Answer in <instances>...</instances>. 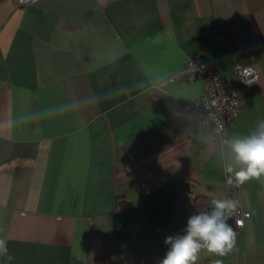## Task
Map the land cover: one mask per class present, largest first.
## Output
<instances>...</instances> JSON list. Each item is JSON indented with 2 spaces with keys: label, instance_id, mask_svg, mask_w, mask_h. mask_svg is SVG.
Returning a JSON list of instances; mask_svg holds the SVG:
<instances>
[{
  "label": "crops",
  "instance_id": "crops-1",
  "mask_svg": "<svg viewBox=\"0 0 264 264\" xmlns=\"http://www.w3.org/2000/svg\"><path fill=\"white\" fill-rule=\"evenodd\" d=\"M190 54L228 87L238 63L259 74L228 139L264 119V0H0V237L11 264H94L103 253L159 264L191 198L227 196L229 149L185 107L205 83L156 86ZM65 102L79 108L4 124ZM237 192L249 216L222 259L264 264V178Z\"/></svg>",
  "mask_w": 264,
  "mask_h": 264
},
{
  "label": "clouds",
  "instance_id": "clouds-1",
  "mask_svg": "<svg viewBox=\"0 0 264 264\" xmlns=\"http://www.w3.org/2000/svg\"><path fill=\"white\" fill-rule=\"evenodd\" d=\"M246 82L251 84L255 81ZM78 108L79 105L65 102L20 114L11 121L5 120L4 124L23 125L72 113ZM225 143L230 158L228 163L223 164V170L228 174L226 183L229 186L239 188L250 181L264 178V119L257 120L255 127L247 133L233 135ZM211 206L210 212L201 211L191 215L183 234L165 238L164 243L169 247L159 264H197L201 252L220 257L213 260L212 264H224L222 258L236 248L237 234L228 221L235 219V223L242 226L243 221L236 219L241 206L239 200L233 198H213ZM0 232H3L2 228ZM0 256L5 257L9 264L14 259L8 252L7 239L4 237H0Z\"/></svg>",
  "mask_w": 264,
  "mask_h": 264
},
{
  "label": "built area",
  "instance_id": "built-area-1",
  "mask_svg": "<svg viewBox=\"0 0 264 264\" xmlns=\"http://www.w3.org/2000/svg\"><path fill=\"white\" fill-rule=\"evenodd\" d=\"M19 5L35 3L38 0H15ZM237 76L238 87L226 86L222 75L216 70L212 61L203 59L197 54H190L186 63L178 70L160 79L157 87H164L180 78L186 77L190 80H202L205 83V91L198 98L192 100L185 107H193L201 114V122L210 123L213 128L214 139L217 146L225 145L227 136V125L234 121L240 109V101L250 90L251 86L258 80L259 74L256 68L249 64L238 63L234 66ZM254 80V83H247ZM175 115L180 113L174 111ZM239 200L237 187L227 184V196ZM247 214V215H246ZM249 216V212L240 207L239 215L236 219L243 221ZM235 228L238 226L233 220Z\"/></svg>",
  "mask_w": 264,
  "mask_h": 264
},
{
  "label": "trees",
  "instance_id": "trees-1",
  "mask_svg": "<svg viewBox=\"0 0 264 264\" xmlns=\"http://www.w3.org/2000/svg\"><path fill=\"white\" fill-rule=\"evenodd\" d=\"M186 63V62H185ZM211 204V200L207 199L204 195H194L191 198L190 214L201 212L205 207ZM94 264H109V256L107 254H97L94 257ZM134 264H152L149 260H138ZM197 264H211L209 258L199 260Z\"/></svg>",
  "mask_w": 264,
  "mask_h": 264
},
{
  "label": "water",
  "instance_id": "water-1",
  "mask_svg": "<svg viewBox=\"0 0 264 264\" xmlns=\"http://www.w3.org/2000/svg\"><path fill=\"white\" fill-rule=\"evenodd\" d=\"M211 208H212V206H211V204L209 205V206H207V207H205V209L203 210V211H211ZM233 220L234 219H230L229 221H228V223L233 227V229L235 228V226H234V222H233Z\"/></svg>",
  "mask_w": 264,
  "mask_h": 264
}]
</instances>
